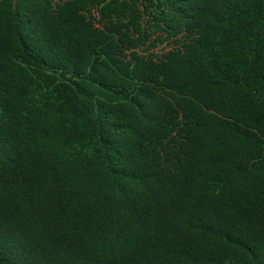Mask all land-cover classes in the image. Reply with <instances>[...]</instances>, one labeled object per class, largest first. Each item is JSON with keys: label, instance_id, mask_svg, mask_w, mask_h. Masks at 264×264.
Instances as JSON below:
<instances>
[{"label": "trees", "instance_id": "obj_1", "mask_svg": "<svg viewBox=\"0 0 264 264\" xmlns=\"http://www.w3.org/2000/svg\"><path fill=\"white\" fill-rule=\"evenodd\" d=\"M0 264H264V0H0Z\"/></svg>", "mask_w": 264, "mask_h": 264}]
</instances>
